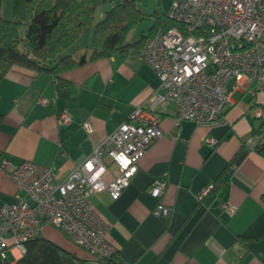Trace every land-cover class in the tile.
I'll return each instance as SVG.
<instances>
[{
  "label": "crops",
  "instance_id": "obj_1",
  "mask_svg": "<svg viewBox=\"0 0 264 264\" xmlns=\"http://www.w3.org/2000/svg\"><path fill=\"white\" fill-rule=\"evenodd\" d=\"M109 8L99 12V20ZM94 21L95 16L93 24L98 22ZM91 33V26L84 28L62 54L89 46ZM145 34L135 26L126 42ZM139 50L81 61L56 75L11 65L0 80V159L12 167L32 161L51 168L57 181L63 180L127 119L134 106L161 93L155 72L143 63ZM56 62L43 66L50 69ZM255 106L264 108V91L233 90L224 121L209 127L177 121L170 101L156 106L162 136L138 161L119 198L112 200L102 191L89 199L94 213L107 225L105 238L119 252L121 264H264V156L249 143L259 122L250 113ZM61 110L70 113L68 124L58 122ZM86 122L90 132L82 127ZM103 162V179L109 182L117 168L107 155ZM157 178L165 181L160 200L147 192ZM218 179L222 189L215 188ZM209 184L214 189L198 201V194ZM18 198H26L25 192L0 167V208ZM158 201L171 208L168 218L152 214ZM224 204L233 206L231 214ZM39 236L85 264H114L74 244L51 225H43ZM7 241L11 244L10 238ZM20 257L11 248L5 262L14 264Z\"/></svg>",
  "mask_w": 264,
  "mask_h": 264
},
{
  "label": "built area",
  "instance_id": "obj_2",
  "mask_svg": "<svg viewBox=\"0 0 264 264\" xmlns=\"http://www.w3.org/2000/svg\"><path fill=\"white\" fill-rule=\"evenodd\" d=\"M164 13L172 26L148 37L139 50L143 63L155 72L161 93L134 106L127 119L61 181L49 167L28 160L12 167L0 159V167L26 194L0 208L1 262L11 248L22 255L25 242L39 236L43 225L61 230L95 256L110 258L117 250L106 240L107 225L94 213L89 199L102 191L112 200L119 198L138 161L162 136L156 106L170 101L177 121L209 127L224 121L231 91H264V0H170ZM40 102L46 103L43 98ZM250 113L264 120L262 106L251 108ZM70 121L68 111L58 112L60 124ZM82 127L91 131L87 122ZM105 155L117 168L109 182L103 179ZM164 189L165 181L157 178L147 192L160 200ZM213 189L214 184L206 186L198 201ZM223 208L233 212L231 204ZM170 213L171 208L160 201L152 210L162 219Z\"/></svg>",
  "mask_w": 264,
  "mask_h": 264
},
{
  "label": "trees",
  "instance_id": "obj_3",
  "mask_svg": "<svg viewBox=\"0 0 264 264\" xmlns=\"http://www.w3.org/2000/svg\"><path fill=\"white\" fill-rule=\"evenodd\" d=\"M3 1L0 0V80L14 64L56 75L78 66L81 59L85 62L141 48L148 37L173 24L157 8L149 15L154 21L147 33L128 43L127 33L147 17L137 8L135 0H118L95 24L93 17L99 0H12L11 19L1 15ZM90 26V45L63 55L82 30ZM21 27H25L24 38L19 34ZM54 59L57 60L55 65L45 69L43 63ZM1 119L2 114L0 122ZM250 136L251 148L264 156V120H259ZM216 184L215 188H223L221 179ZM109 261L121 264L119 252L116 251ZM14 264H85V261L37 236L25 242L24 253Z\"/></svg>",
  "mask_w": 264,
  "mask_h": 264
},
{
  "label": "rangeland",
  "instance_id": "obj_4",
  "mask_svg": "<svg viewBox=\"0 0 264 264\" xmlns=\"http://www.w3.org/2000/svg\"><path fill=\"white\" fill-rule=\"evenodd\" d=\"M118 0H99L96 6V13H95V21H98V14L102 11L105 7L109 8L112 3L117 2ZM170 0H135V4L137 8L147 17L140 21L136 25V29L144 30L145 33L149 30L151 24H153V19L149 17L157 8H160L161 11L165 12L169 6ZM11 8H12V0H4L1 9V15L4 19H11ZM25 27H21L19 29V34L21 38H24ZM25 42V40H24Z\"/></svg>",
  "mask_w": 264,
  "mask_h": 264
},
{
  "label": "water",
  "instance_id": "obj_5",
  "mask_svg": "<svg viewBox=\"0 0 264 264\" xmlns=\"http://www.w3.org/2000/svg\"><path fill=\"white\" fill-rule=\"evenodd\" d=\"M81 61H83V59H81ZM0 264H8L7 262H1L0 261Z\"/></svg>",
  "mask_w": 264,
  "mask_h": 264
}]
</instances>
